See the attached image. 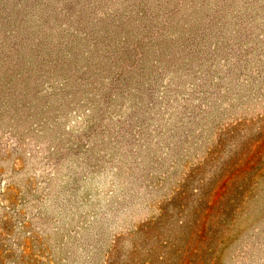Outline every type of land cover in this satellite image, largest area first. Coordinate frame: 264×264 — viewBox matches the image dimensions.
I'll return each instance as SVG.
<instances>
[{
	"label": "rangeland",
	"instance_id": "374dc122",
	"mask_svg": "<svg viewBox=\"0 0 264 264\" xmlns=\"http://www.w3.org/2000/svg\"><path fill=\"white\" fill-rule=\"evenodd\" d=\"M0 264H264V0H0Z\"/></svg>",
	"mask_w": 264,
	"mask_h": 264
}]
</instances>
